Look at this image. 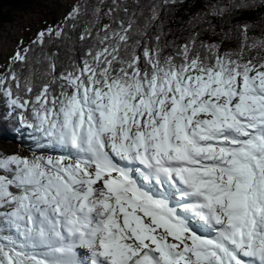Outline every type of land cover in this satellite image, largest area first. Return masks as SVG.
<instances>
[{
	"label": "snow or ice",
	"instance_id": "1",
	"mask_svg": "<svg viewBox=\"0 0 264 264\" xmlns=\"http://www.w3.org/2000/svg\"><path fill=\"white\" fill-rule=\"evenodd\" d=\"M177 4L75 0L0 66V125L35 146L0 151V264H264V31L239 22L264 0H208L237 23L180 44ZM82 21V52L46 49Z\"/></svg>",
	"mask_w": 264,
	"mask_h": 264
},
{
	"label": "trees",
	"instance_id": "2",
	"mask_svg": "<svg viewBox=\"0 0 264 264\" xmlns=\"http://www.w3.org/2000/svg\"><path fill=\"white\" fill-rule=\"evenodd\" d=\"M25 2H27V0H0V24L4 21H9V11L11 9L17 8ZM129 2H131V0H129ZM141 2L146 9L147 5L152 3L153 0H141ZM156 2H159V0H156ZM108 3H111V0H108ZM207 3L208 0H178L176 7L171 8L162 14L163 30L167 34L163 39H166L167 41H174L177 44L183 43L184 38L192 30L193 18L196 17L195 23L197 29L206 30V35H204L203 38L219 42L220 36L213 35L212 29L214 28L216 33H221L222 29H230L233 24L237 23V21H225L219 18H209V23L212 27H209V24H202L200 18L205 12ZM105 11H107V9H105ZM239 22L252 25L253 31L250 34L259 36L261 31H264V8H259L246 13L240 18ZM83 24L84 21L80 23L77 30H73L70 25L66 27L65 31L67 36L59 40L54 39L51 43L46 44V49L52 52L58 51L61 59L64 61H67L69 54L78 55V53L74 52L73 49H80L82 52L78 37L79 32L83 30ZM59 27H64V19L61 21ZM30 42H28L26 46H29ZM225 46H235V41H231ZM33 47H35L37 51L39 50L38 45H33ZM2 110L3 106L0 105V111ZM0 138L17 143L23 148L22 152L26 155H31L28 150H35L34 143L30 139V130L28 129L12 131L10 126L0 125Z\"/></svg>",
	"mask_w": 264,
	"mask_h": 264
},
{
	"label": "rangeland",
	"instance_id": "3",
	"mask_svg": "<svg viewBox=\"0 0 264 264\" xmlns=\"http://www.w3.org/2000/svg\"><path fill=\"white\" fill-rule=\"evenodd\" d=\"M74 2L75 0H27L21 6L11 9L9 21L0 24V66H6L12 52L18 47H26L28 42L36 39L39 31L59 27ZM2 70L0 67V71ZM22 150L17 143L0 138V151L26 155ZM28 152L31 154L30 150Z\"/></svg>",
	"mask_w": 264,
	"mask_h": 264
}]
</instances>
